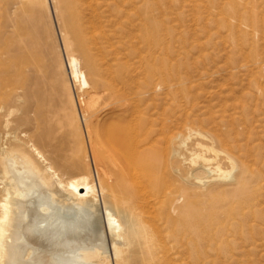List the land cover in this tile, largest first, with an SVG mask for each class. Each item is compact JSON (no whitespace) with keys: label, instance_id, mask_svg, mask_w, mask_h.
Segmentation results:
<instances>
[{"label":"rangeland","instance_id":"rangeland-1","mask_svg":"<svg viewBox=\"0 0 264 264\" xmlns=\"http://www.w3.org/2000/svg\"><path fill=\"white\" fill-rule=\"evenodd\" d=\"M21 1L0 0V52L8 47L10 36L24 41L22 32L31 21L24 15ZM46 4L48 7L36 13L46 63L26 55L16 60L8 53L0 54V145L9 143L5 134L19 126L25 133L37 131L35 124L19 120L22 111L18 109L44 99L52 105L43 146L46 154L63 169L71 167L74 155L83 154L88 139L77 101L89 93L78 91V86L73 89L64 68L68 50L86 51L103 80L101 86L94 85L97 94L160 104L168 134L188 135L191 127L218 135L236 155L246 154V148L238 149V141L250 148L245 155L254 174L250 206L244 210L236 207L229 215L225 207L220 208L212 225L204 222L208 240L193 255L188 254L190 231L184 226H168L165 234L172 262L165 264H264V4L256 6L246 0H82L81 21L88 27L91 22L100 25L95 36L89 31L82 46L60 1L46 0ZM17 25L19 34L15 33ZM62 33L67 36V48ZM83 67L89 75L84 59ZM115 72L127 80L123 82ZM107 80L116 84L115 90H110ZM9 110L16 112L6 127ZM179 165L185 169L184 164ZM167 179L178 183L169 172ZM32 196L48 206L49 214L62 215V219L75 216L74 210L50 201L46 191H35ZM34 211L28 214L25 227L52 242L49 248L58 249L53 259L57 264L76 246L62 240L65 233L74 230L79 219L93 221L90 214L81 212L65 226L59 220L44 232L48 222ZM200 213L207 218L205 210Z\"/></svg>","mask_w":264,"mask_h":264},{"label":"bare ground","instance_id":"bare-ground-1","mask_svg":"<svg viewBox=\"0 0 264 264\" xmlns=\"http://www.w3.org/2000/svg\"><path fill=\"white\" fill-rule=\"evenodd\" d=\"M59 1L64 15L71 19L75 39L82 46L89 31L95 36L100 25L91 22L88 27L81 21L82 0ZM246 2L264 4V0ZM21 5L31 21L22 32L24 41L10 36L8 47L1 49L0 54L8 53L16 60L26 55L29 60L46 63L44 36L36 19L38 9L48 7L46 0H22ZM19 32L17 25L15 33ZM62 35V44L67 48V36ZM65 56L64 73L73 89L78 86V91L85 89L89 93L82 94L77 101L88 144L81 156L70 159L71 167L63 169L43 149L52 105L42 99L36 105L28 102L18 109L22 111L19 120L35 124L37 131L25 133L19 126L6 131L9 143L0 145V264H57L53 259L58 249L49 248L52 242L25 227L33 209L48 222L44 232L59 220L65 226L81 212L93 218L92 222L84 223L79 219L75 229L62 237L76 246L69 251L70 256L59 258V264H165L168 260L172 262L165 234L168 226H184L190 231L193 236L188 254L193 255L200 243L208 240L204 222L210 221L212 225L220 208L225 207L229 215L236 207L244 210L250 206L254 174L246 157L250 151L247 145L238 141V149L246 148V154L236 155L226 148L228 142L225 141V146L211 132L189 127L188 135L168 134L160 104L97 94L95 86H101L103 80L91 55L68 50ZM118 72L115 76L125 82L127 79ZM107 85L110 90L116 88L109 81ZM14 112L8 111L6 127L11 124ZM167 159L172 162L167 163ZM167 170L173 176L172 181L178 183L167 179ZM39 190L46 191L55 204L74 210L75 216L62 219V215L49 214L48 206L32 196ZM200 203L206 206L203 208ZM204 210L207 218L200 213Z\"/></svg>","mask_w":264,"mask_h":264}]
</instances>
